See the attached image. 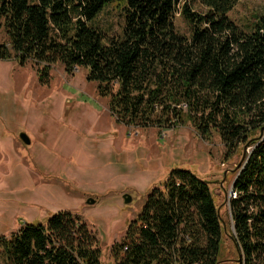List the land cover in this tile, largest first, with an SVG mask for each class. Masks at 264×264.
Wrapping results in <instances>:
<instances>
[{
    "label": "trees",
    "instance_id": "trees-1",
    "mask_svg": "<svg viewBox=\"0 0 264 264\" xmlns=\"http://www.w3.org/2000/svg\"><path fill=\"white\" fill-rule=\"evenodd\" d=\"M111 1L0 0V61L31 62L43 85L57 63L83 67L119 124H191L204 139L217 133L226 156L251 148L230 206L239 264H264V14L247 30L229 16L237 0H202L205 12L181 0H124L122 33L108 38L94 22ZM179 10L189 36L176 26ZM213 195L209 181L173 169L113 244L115 263L217 264L225 233ZM101 244L61 211L1 234L0 264H103Z\"/></svg>",
    "mask_w": 264,
    "mask_h": 264
},
{
    "label": "rangeland",
    "instance_id": "rangeland-1",
    "mask_svg": "<svg viewBox=\"0 0 264 264\" xmlns=\"http://www.w3.org/2000/svg\"><path fill=\"white\" fill-rule=\"evenodd\" d=\"M186 1L195 11L207 10L202 0H181L180 8ZM124 6V0H113L95 20L108 38L122 33ZM180 11L176 26L189 36L191 26ZM259 14L264 0H237L229 12L247 30ZM6 41L0 27V43ZM50 72V83L43 85L31 62L0 61V235L71 212L99 237L103 264H116L112 246L150 190L161 187L173 169H186L209 181L221 214L225 234L217 264H239L243 255L234 240L230 200L238 166L251 148L226 156L217 133L204 139L191 124L164 130L119 124L108 98L87 80V69L67 71L57 63ZM23 132L30 144L20 137Z\"/></svg>",
    "mask_w": 264,
    "mask_h": 264
},
{
    "label": "water",
    "instance_id": "water-1",
    "mask_svg": "<svg viewBox=\"0 0 264 264\" xmlns=\"http://www.w3.org/2000/svg\"><path fill=\"white\" fill-rule=\"evenodd\" d=\"M20 137L22 138V140L25 143H27V144L31 143V139H30V137L28 136L27 133H25V132L21 133ZM233 187H234V185H233ZM124 198H125V202H127V203L131 202V200H132V196L129 195V194H125ZM91 202L94 203V200L92 199Z\"/></svg>",
    "mask_w": 264,
    "mask_h": 264
},
{
    "label": "built area",
    "instance_id": "built-area-1",
    "mask_svg": "<svg viewBox=\"0 0 264 264\" xmlns=\"http://www.w3.org/2000/svg\"><path fill=\"white\" fill-rule=\"evenodd\" d=\"M235 194V192H233ZM236 195V194H235Z\"/></svg>",
    "mask_w": 264,
    "mask_h": 264
}]
</instances>
